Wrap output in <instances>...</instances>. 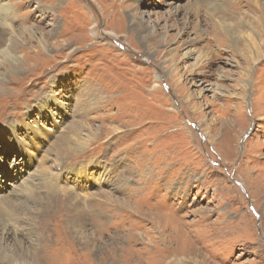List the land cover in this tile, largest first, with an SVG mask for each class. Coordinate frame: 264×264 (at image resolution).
I'll list each match as a JSON object with an SVG mask.
<instances>
[{"label":"rangeland","instance_id":"374dc122","mask_svg":"<svg viewBox=\"0 0 264 264\" xmlns=\"http://www.w3.org/2000/svg\"><path fill=\"white\" fill-rule=\"evenodd\" d=\"M255 1L0 0L27 61L0 92V225L27 224L0 264H264Z\"/></svg>","mask_w":264,"mask_h":264},{"label":"bare ground","instance_id":"6f19581e","mask_svg":"<svg viewBox=\"0 0 264 264\" xmlns=\"http://www.w3.org/2000/svg\"><path fill=\"white\" fill-rule=\"evenodd\" d=\"M137 1V0H136ZM252 2L254 4L257 3V1L255 0H252ZM123 3V2H122ZM122 3H120L122 5ZM125 3V2H124ZM234 4H237V3H234ZM124 5V4H123ZM258 5V4H256ZM255 10V9H254ZM253 10V11H254ZM178 11V10H177ZM239 11V10H238ZM257 12V11H256ZM8 11L6 9V7L4 5H0V28L5 31L7 33L6 36L4 37H0V70L2 71H5L3 74H0V92L2 91L1 90V87L4 85L5 82H9V84L11 86H14V87H17V90L19 88H21V82H22V79H21V75L27 70V67L25 66L26 65V59L24 58V61H21L19 59V57L15 54L19 45L17 44V39H16V34L14 33V30H13V27L10 23H8L7 21V15H8ZM232 13V12H230ZM169 17H170V14H168ZM235 15V13L231 14V17ZM18 19V17H16ZM20 20V19H19ZM234 21H236V24L237 23H241V21H237V16L234 17L233 19ZM246 23V22H244ZM3 24H6L7 27H3ZM211 25V31H212V41H216L217 40V43H219V39L221 40V37L220 35L223 36H226L228 37L229 39H231L229 37L230 32H231V27H228V28H224L223 27V23L222 22H216V21H212L210 23ZM247 25V24H246ZM248 26V25H247ZM15 29V28H14ZM7 30V31H6ZM230 31V32H229ZM247 37V36H246ZM243 39V38H242ZM247 39V38H246ZM230 41V40H229ZM237 41V40H236ZM249 41V44H250V47L251 49L250 50H247L245 54H247V56H249L250 58L256 60L260 57L261 55V51L260 50V42H255L252 39H248ZM231 42V41H230ZM239 42V41H238ZM235 46V45H234ZM60 47H63L62 45L59 44L58 41H56V44H55V48H60ZM45 46H40L38 48H36V51L37 53L40 51L41 55L43 54V50H44ZM249 48V47H248ZM238 49V48H237ZM42 51V52H41ZM239 54V53H238ZM246 56V55H245ZM248 60V59H247ZM257 61V60H256ZM253 62V61H252ZM58 64V63H57ZM58 66V65H57ZM1 73V71H0ZM46 73L47 71H42V74L38 75V79H46ZM6 75H7V79H6ZM26 74L23 75V77H25ZM45 76V77H44ZM14 78H18L16 80H14ZM27 78V77H26ZM244 79V78H243ZM241 80V79H240ZM5 92V91H4ZM51 94V93H50ZM5 96H8L10 99L11 98H16L14 94H9V95H5ZM3 98V95L0 94V99ZM51 98L49 96V93H40L39 94V97L37 99V105L39 107V109H45L46 107V104H47V101H49ZM15 100V99H14ZM13 108V106H12ZM29 134L31 135L30 136V140H31V143L34 144L35 142V139H41L42 138V135H43V130L42 129H39V128H29ZM40 131V132H39ZM39 136V137H38ZM30 178V177H29ZM28 178V179H29ZM18 185V184H17ZM24 185V184H23ZM28 185V184H27ZM30 185V184H29ZM20 186V185H19ZM18 188V186H15ZM21 187V186H20ZM28 187V186H27ZM22 189V187H21ZM23 189H24V186H23ZM15 191V189H13ZM25 190L28 191V189L26 188ZM24 191V190H23ZM19 194L21 193L20 191L18 192ZM23 195V194H22ZM24 197L26 198H31V194H25L23 195ZM19 199V198H18ZM24 199V198H23ZM24 201V200H23ZM25 202V201H24ZM15 203V202H14ZM3 208V207H2ZM4 209V208H3ZM47 209V208H46ZM13 213V212H12ZM261 215V214H260ZM26 223L25 222H17L16 220H13V219H9V221H7L5 224L3 225H0V255H1V258H6L8 259L10 262L12 261L13 262V259L10 258V256H7V254L5 253L4 249H3V246H2V243L5 242V240L7 238H14V243L15 244H19L20 245V240L16 239V236H17V232L20 231V229L22 228H26ZM8 240V239H7ZM32 256L35 257V251L32 252ZM13 264H16V263H13Z\"/></svg>","mask_w":264,"mask_h":264}]
</instances>
